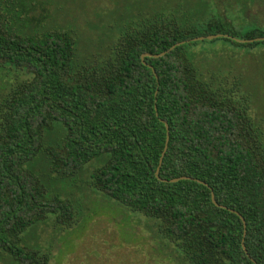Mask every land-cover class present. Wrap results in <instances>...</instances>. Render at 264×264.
I'll list each match as a JSON object with an SVG mask.
<instances>
[{"label": "trees", "instance_id": "obj_1", "mask_svg": "<svg viewBox=\"0 0 264 264\" xmlns=\"http://www.w3.org/2000/svg\"><path fill=\"white\" fill-rule=\"evenodd\" d=\"M254 3L214 0L200 23L161 8L110 43L83 48L57 0H0V264H51L52 250L27 232L49 222L77 227V190L157 220L181 264H264V120L253 112L255 95L241 75L201 72L185 51L201 36L264 37V16L248 12ZM241 20L254 28L235 30ZM164 121L170 137L157 177Z\"/></svg>", "mask_w": 264, "mask_h": 264}, {"label": "rangeland", "instance_id": "obj_2", "mask_svg": "<svg viewBox=\"0 0 264 264\" xmlns=\"http://www.w3.org/2000/svg\"><path fill=\"white\" fill-rule=\"evenodd\" d=\"M213 2L57 0L62 9L60 21L80 30L83 48L110 43L125 24L142 13L146 15L161 8L183 17L192 16L197 23L206 22ZM248 12L262 19L264 7L256 0ZM199 15L205 18L198 19ZM236 23H233L235 30L242 34L255 26L254 22L243 20ZM185 51L201 72L227 75L230 80L241 75L244 87L255 95L254 114L264 120V44L251 50L217 38L188 44ZM76 198L83 205L77 227L54 229L49 222L27 232L30 243L52 250L51 264H181L180 251L158 233L157 220L129 211L99 192L77 190Z\"/></svg>", "mask_w": 264, "mask_h": 264}, {"label": "water", "instance_id": "obj_3", "mask_svg": "<svg viewBox=\"0 0 264 264\" xmlns=\"http://www.w3.org/2000/svg\"><path fill=\"white\" fill-rule=\"evenodd\" d=\"M224 37H225V38L232 39L233 41H236V42H239V43H247V42L252 43V42H255V41H264V37H259V38H255V39H252V40H243V39H237V38H235V37H233V36H230V35H228V34H214V35L201 36V37H197V38L192 39V41L197 42V41H203V40H214V39H217V38H224ZM188 42H189V41H183V42L177 43V44L173 45L168 51L163 52V53L158 54V55H152V54H149V53L143 54V55H142V59L144 60L145 57H155V58H158V57L164 56V55L167 54L168 52L174 50L176 47H178V46H180V45H182V44H186V43H188ZM144 64H146L145 61H144ZM148 67L151 68V69L153 70V72L155 73V70H154L151 66L148 65ZM156 76H157V75H156ZM164 124H165V126H166V128H167V138H166L165 149H164V152H163L162 157H161V159H160V165H159V167H158V169H157V171H156V176H157V177H159L160 166H161V163H162V160H163V156H164V154H165V152H166V150H167V148H168L169 137H170L168 124H167L165 121H164ZM183 178H186V177H183ZM178 180H179V179L163 180V181H164V182H176V181H178ZM200 182H201V181H200ZM202 183H203L204 185L207 186L206 183H204V182H202ZM212 201H213V203H214L216 206H218V207H222V208H226V207H224V206L219 205V204L216 202V200H215V195H214L213 192H212ZM237 214H238V213H237ZM238 216L242 219V221H243V223H244V227H246L245 220L243 219V217H242L240 214H238ZM243 247H244V249H245L244 244H243Z\"/></svg>", "mask_w": 264, "mask_h": 264}]
</instances>
